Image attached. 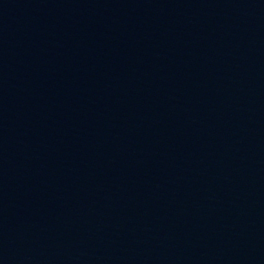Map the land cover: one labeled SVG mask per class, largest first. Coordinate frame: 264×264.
<instances>
[{"label": "water", "instance_id": "obj_1", "mask_svg": "<svg viewBox=\"0 0 264 264\" xmlns=\"http://www.w3.org/2000/svg\"><path fill=\"white\" fill-rule=\"evenodd\" d=\"M0 264H264V0H0Z\"/></svg>", "mask_w": 264, "mask_h": 264}]
</instances>
